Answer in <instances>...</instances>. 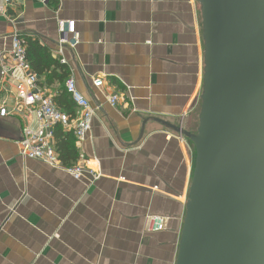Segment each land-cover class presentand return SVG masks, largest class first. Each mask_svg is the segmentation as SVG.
<instances>
[{"label": "crops", "instance_id": "0c3cea01", "mask_svg": "<svg viewBox=\"0 0 264 264\" xmlns=\"http://www.w3.org/2000/svg\"><path fill=\"white\" fill-rule=\"evenodd\" d=\"M61 22L73 24L74 48L60 42ZM13 37L37 40L63 60L94 117L87 139L75 143L82 180L25 159L17 143L26 120L11 114L13 84L0 75V106L10 113L0 117V264H176L195 152L173 129L193 134L198 126V0H13L0 15L6 66ZM43 82L53 100L65 92ZM116 93L121 103L112 108L106 98ZM154 215L165 229L147 233Z\"/></svg>", "mask_w": 264, "mask_h": 264}, {"label": "water", "instance_id": "95a60500", "mask_svg": "<svg viewBox=\"0 0 264 264\" xmlns=\"http://www.w3.org/2000/svg\"><path fill=\"white\" fill-rule=\"evenodd\" d=\"M203 80L176 264H264V0H198Z\"/></svg>", "mask_w": 264, "mask_h": 264}, {"label": "built area", "instance_id": "2783aa9c", "mask_svg": "<svg viewBox=\"0 0 264 264\" xmlns=\"http://www.w3.org/2000/svg\"><path fill=\"white\" fill-rule=\"evenodd\" d=\"M13 0H0V15L6 13ZM45 3L46 0H41ZM61 43H68L74 48L78 43V35L74 32L71 22H61ZM70 39H66V36ZM9 50L10 66L3 64L5 55L0 53V75L3 83H12L15 103L11 112L14 116L23 117L26 124L22 129L19 145L20 156L28 160H37L48 166L63 167L74 179L82 180L84 177V156L78 154L77 163L66 167L59 161L55 147V131L61 129L73 134L77 145L83 143L91 131L94 111L86 97L77 89L72 78L64 84L65 91L74 107L78 110L76 118H72L54 103L53 97L46 94L39 86V77L31 70L25 54V48L19 38L11 39ZM61 55V51H58ZM64 63L63 60H59ZM93 85L100 88L103 85L101 78H95ZM122 96L118 93L107 96L106 101L112 108H118ZM10 115L5 107L0 106V117ZM95 179V178H94ZM166 220L161 216H150L146 226L147 233H159L165 229Z\"/></svg>", "mask_w": 264, "mask_h": 264}, {"label": "trees", "instance_id": "16d2710c", "mask_svg": "<svg viewBox=\"0 0 264 264\" xmlns=\"http://www.w3.org/2000/svg\"><path fill=\"white\" fill-rule=\"evenodd\" d=\"M19 39L25 48L26 60L31 70L37 76L43 78V84L46 86H51L55 83L60 86L64 85L69 76L67 66L53 58L50 51L42 46L37 40H32L27 37H20ZM63 90H61L62 95L54 98V102L62 107L67 113L71 108V104L69 103L70 99L68 95L66 98V91L64 92ZM54 137L59 161L63 166H70L72 162H75L77 159L73 134L71 132H64L61 129H57Z\"/></svg>", "mask_w": 264, "mask_h": 264}]
</instances>
